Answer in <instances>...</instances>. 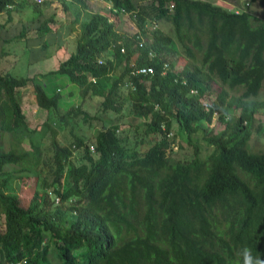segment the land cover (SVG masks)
Wrapping results in <instances>:
<instances>
[{"label": "trees", "instance_id": "obj_1", "mask_svg": "<svg viewBox=\"0 0 264 264\" xmlns=\"http://www.w3.org/2000/svg\"><path fill=\"white\" fill-rule=\"evenodd\" d=\"M25 1L0 0L7 14L1 28ZM50 1L31 0L34 19L44 16L36 39L57 29L56 12L40 8ZM59 1L68 12L67 0ZM103 1L109 15L97 10L86 21L79 13L70 18L75 50L54 72L67 75L83 97H102L103 112H119L127 99L137 118L130 125L134 142L113 123L92 141L71 133L61 144L55 125L63 129L80 114L87 120V112L76 105L60 114V94H48L35 75L0 72V264H264V150L249 144L250 124L264 111V99H256L264 85V20L209 0ZM119 13L141 29L118 32ZM162 19L174 38L156 28ZM26 30L0 43L28 41ZM147 32L149 44L141 38ZM175 42L192 66L176 68ZM140 66L153 71L134 74ZM214 80L220 89L203 107ZM29 104L44 113L34 128L23 108ZM215 120L223 126L218 131L209 128ZM174 126L186 136L189 157L173 154ZM40 127L50 134V154L34 139ZM31 176L39 187L23 205L12 185Z\"/></svg>", "mask_w": 264, "mask_h": 264}, {"label": "rangeland", "instance_id": "obj_2", "mask_svg": "<svg viewBox=\"0 0 264 264\" xmlns=\"http://www.w3.org/2000/svg\"><path fill=\"white\" fill-rule=\"evenodd\" d=\"M87 6L84 8L81 4L76 2L66 1L69 6V11L66 12L61 1L51 0L46 5H41V9L49 15L52 11L56 12L57 20L54 22L52 27L53 32L45 34L43 39H36L37 26L42 22L44 16L40 15V19H34L37 15L31 6V0H26L22 2L19 7H14L11 13V19L4 22L6 28L0 27V40L13 36L19 29L26 26L27 36H29L28 41L25 40H13V42L3 41L0 43V72H8L11 75L17 77H26L30 75H35V80L38 82L48 94L58 92L60 94V99L58 103V112L60 114L66 113L72 106L79 105L80 108L87 112L88 119L84 120L82 114L77 117L72 118L65 128L61 129L55 125L56 128V138L61 144H67L71 140L72 134L76 133L86 139V141H92L98 131L103 127V125L117 124L118 132H123L128 137L129 144L134 142L131 124L137 121V118L130 113L129 101L126 99L123 106L119 112L106 111L103 112L100 106V101L102 97L94 95L82 96L79 87L71 82L67 75H62L55 73V68L57 64L67 57L69 53L75 50V38L77 32H71L70 18L75 14L79 13L80 21H86L90 17L91 13L97 10H102L104 14L108 13V8L110 4L104 2L103 0H85ZM138 2L146 3L151 0H136ZM217 4L227 6L230 8L245 9L252 16L258 19L264 20V5L258 3H249V0H209ZM21 2V1H20ZM147 2V3H148ZM106 9V10H105ZM105 11H107L105 13ZM153 14V10H151ZM149 14V15H151ZM7 17L6 11L0 13V21L5 20ZM148 19V16H146ZM113 19L115 17L113 16ZM111 18V20H113ZM115 27L118 32L131 36L137 33L141 28H139L138 23L135 18L126 13H119L116 17ZM7 24V25H6ZM157 27L164 34L173 35V26L170 22L162 19L157 21ZM153 26V25H152ZM149 26L150 29L153 27ZM78 30V27H77ZM147 44L151 42L150 33L147 32L146 36L141 37ZM42 42H46L47 45L43 46ZM173 48V54H171L172 61L175 62L176 68H181L184 65L192 66V61L187 58L183 53L181 47L175 42ZM44 48V49H43ZM45 54V55H44ZM109 54V53H108ZM40 68V69H38ZM34 72V73H33ZM105 87L108 85H104ZM220 89V83L217 80L211 82L205 94L200 99V104L206 107L214 99L215 95ZM239 90L233 92L234 94H239ZM128 89L127 87L122 88L121 95L127 97ZM27 95V90L24 91ZM25 95V96H26ZM256 99H264V85L262 90ZM36 107L34 104H29V106H24V112L28 113L30 120V127L34 128L38 124H41L44 119V113H41L39 109L33 111ZM255 118L262 123V128L258 131V121L250 124L251 129V139L250 146L253 150H264V111L259 110L255 113ZM141 120V119H138ZM174 124V123H173ZM249 124V122H248ZM209 128H215V131L223 128L216 120L214 123L209 125ZM172 135L174 136L173 154L178 158H186L191 154V148L186 142V136L175 128L172 129ZM174 134V135H173ZM36 142H38L43 148L44 154H50L52 148L50 147V134L45 131V128L40 127V130L34 134ZM201 144L204 143L201 141ZM182 145V148H178ZM25 148H29L28 141L23 142ZM5 148H8V143L5 142ZM206 153L203 149L202 154ZM74 163H80L79 152L76 151L72 156ZM40 179L34 177H22L15 180L13 183V189L18 194V197L23 205H26L30 200L34 189L39 187ZM0 230H4V218L0 215ZM0 259L2 258V252L0 249Z\"/></svg>", "mask_w": 264, "mask_h": 264}, {"label": "built area", "instance_id": "obj_3", "mask_svg": "<svg viewBox=\"0 0 264 264\" xmlns=\"http://www.w3.org/2000/svg\"><path fill=\"white\" fill-rule=\"evenodd\" d=\"M34 1L37 3H41L44 0H34ZM123 50H124V48L122 47L121 51H123ZM150 55H152V54L150 53ZM101 62H102V60H99V63H101ZM163 68L164 69L167 68V63H164ZM152 71H153V67H151V66H140V67L136 68L135 70H133V73L134 74H147V73H151ZM90 148L92 151L94 150L93 146H90ZM9 264H13V263H9Z\"/></svg>", "mask_w": 264, "mask_h": 264}, {"label": "crops", "instance_id": "obj_4", "mask_svg": "<svg viewBox=\"0 0 264 264\" xmlns=\"http://www.w3.org/2000/svg\"><path fill=\"white\" fill-rule=\"evenodd\" d=\"M109 7H110V6H109ZM38 69H40V68H38ZM33 73H34V72H33ZM33 75H34V74H33ZM27 106H29V105H27ZM35 110H36V108L34 107V108H33V111H35Z\"/></svg>", "mask_w": 264, "mask_h": 264}]
</instances>
